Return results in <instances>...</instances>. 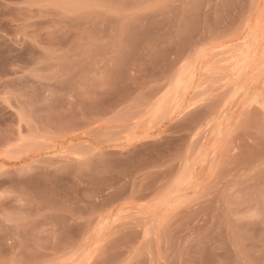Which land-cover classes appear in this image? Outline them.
Listing matches in <instances>:
<instances>
[{"label": "rangeland", "instance_id": "rangeland-1", "mask_svg": "<svg viewBox=\"0 0 264 264\" xmlns=\"http://www.w3.org/2000/svg\"><path fill=\"white\" fill-rule=\"evenodd\" d=\"M0 264H264V0H0Z\"/></svg>", "mask_w": 264, "mask_h": 264}, {"label": "clouds", "instance_id": "clouds-1", "mask_svg": "<svg viewBox=\"0 0 264 264\" xmlns=\"http://www.w3.org/2000/svg\"><path fill=\"white\" fill-rule=\"evenodd\" d=\"M196 207H198V205H197ZM189 210H190V209H189Z\"/></svg>", "mask_w": 264, "mask_h": 264}, {"label": "bare ground", "instance_id": "bare-ground-1", "mask_svg": "<svg viewBox=\"0 0 264 264\" xmlns=\"http://www.w3.org/2000/svg\"><path fill=\"white\" fill-rule=\"evenodd\" d=\"M92 199V198H91Z\"/></svg>", "mask_w": 264, "mask_h": 264}]
</instances>
